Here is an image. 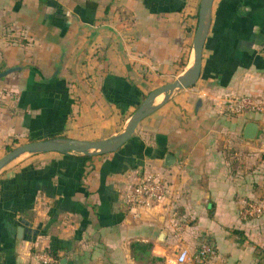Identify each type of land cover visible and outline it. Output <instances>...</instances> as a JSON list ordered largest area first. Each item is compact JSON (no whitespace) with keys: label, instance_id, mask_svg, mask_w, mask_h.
Returning <instances> with one entry per match:
<instances>
[{"label":"crops","instance_id":"0c3cea01","mask_svg":"<svg viewBox=\"0 0 264 264\" xmlns=\"http://www.w3.org/2000/svg\"><path fill=\"white\" fill-rule=\"evenodd\" d=\"M199 1L0 0V71L11 68L0 76V155L28 134L120 131L189 65ZM243 94L264 104V0H212L197 79L117 149L23 154L0 169V264H35L42 248L55 264H264V211L238 216L264 198V109L227 108ZM142 173L165 178L168 194L134 213L124 194ZM203 236L213 253L197 262ZM179 247L187 256L175 263Z\"/></svg>","mask_w":264,"mask_h":264},{"label":"water","instance_id":"95a60500","mask_svg":"<svg viewBox=\"0 0 264 264\" xmlns=\"http://www.w3.org/2000/svg\"><path fill=\"white\" fill-rule=\"evenodd\" d=\"M212 0H200L197 9V20L192 38V55L189 65L171 81L150 89L128 116L125 124L116 134L100 139H80L66 136H51L40 139L27 140L12 146L0 155V169L17 156L43 151L69 152L83 155H94L110 152L117 149L133 133L141 118L149 114L159 104L165 101L175 90L193 84L200 69L201 49L207 32ZM11 68L0 71V76ZM159 96H162L158 100ZM257 125L247 121L242 128L244 138H253ZM170 154L165 155L169 163ZM19 230V229H18Z\"/></svg>","mask_w":264,"mask_h":264},{"label":"built area","instance_id":"2783aa9c","mask_svg":"<svg viewBox=\"0 0 264 264\" xmlns=\"http://www.w3.org/2000/svg\"><path fill=\"white\" fill-rule=\"evenodd\" d=\"M227 108L234 113L244 110L261 111L264 104L248 95H235L227 100ZM168 194V183L165 178L152 173H142L124 194V200L129 209L136 213L138 208H149L155 203L164 199ZM264 211V198L250 199L238 210V216L242 219L252 218ZM213 253V243L203 236L199 239L196 248L190 257L197 262H205ZM35 264H55L57 258L45 249H38L33 252ZM187 250L179 247L173 258L175 263L185 260Z\"/></svg>","mask_w":264,"mask_h":264},{"label":"trees","instance_id":"16d2710c","mask_svg":"<svg viewBox=\"0 0 264 264\" xmlns=\"http://www.w3.org/2000/svg\"><path fill=\"white\" fill-rule=\"evenodd\" d=\"M145 1L147 2V4L151 5V7H153V9H155V10H157L155 6H157V5L160 3L159 0H145ZM55 134H56V133L52 132V133H49L48 135H55ZM42 137H43V136H40L39 134H35V135H30V134H28V135H27V139H28V140L39 139V138H42ZM12 141H15V138H13ZM10 148H11V145H9V144H5V146H4L5 151L8 150V149H10ZM82 155H83V154H82ZM85 156H86V155H85ZM136 243H137V242H136ZM136 243L133 242L131 245H133V246H134V245H139V243H137V244H136ZM45 250H46V249H45ZM46 251H48L50 254L56 256L54 250H52V249H48V250H46Z\"/></svg>","mask_w":264,"mask_h":264}]
</instances>
